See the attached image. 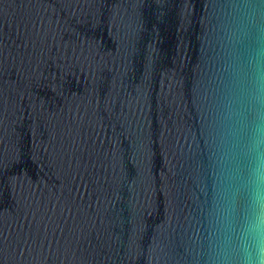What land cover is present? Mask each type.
<instances>
[{"label":"water","instance_id":"obj_1","mask_svg":"<svg viewBox=\"0 0 264 264\" xmlns=\"http://www.w3.org/2000/svg\"><path fill=\"white\" fill-rule=\"evenodd\" d=\"M264 0H0V264L264 261Z\"/></svg>","mask_w":264,"mask_h":264},{"label":"clouds","instance_id":"obj_2","mask_svg":"<svg viewBox=\"0 0 264 264\" xmlns=\"http://www.w3.org/2000/svg\"><path fill=\"white\" fill-rule=\"evenodd\" d=\"M262 204H264V202H261ZM261 252L262 254H264V248H261ZM261 264H264V261H261Z\"/></svg>","mask_w":264,"mask_h":264}]
</instances>
